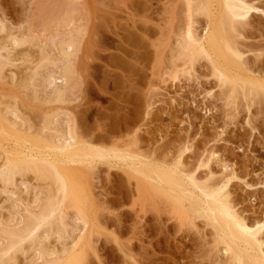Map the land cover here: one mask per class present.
I'll list each match as a JSON object with an SVG mask.
<instances>
[{"label":"rangeland","instance_id":"374dc122","mask_svg":"<svg viewBox=\"0 0 264 264\" xmlns=\"http://www.w3.org/2000/svg\"><path fill=\"white\" fill-rule=\"evenodd\" d=\"M242 1L252 8L250 15L225 35L239 53L233 59L240 65L233 71L264 78V0ZM187 8V0H0V25L7 29L0 46L9 34L19 33L36 38L49 52L61 40H72L78 77L67 89L65 108L76 117L80 135L93 137V147L118 146L121 153L140 154L139 162L156 163L157 173V168L176 171L202 202L196 184L224 188L233 212L254 230L260 227L257 239L264 243V93L223 85L205 58L191 62L181 54ZM207 24L206 15L194 18L199 37L206 35ZM25 49L8 67L18 80L38 59L33 47L28 53L34 58L26 61ZM19 85L8 89L13 96L7 101L35 115L29 109L31 90ZM125 164L96 163L91 173L90 167L79 172L87 186L91 224L74 252L85 248L86 264H230L204 217L187 209L185 217L184 208L177 215L160 189L150 194L142 185L139 192L135 188L141 184ZM9 198L0 196L6 211L0 213L12 211L14 199ZM28 254H20L15 264H30L34 255Z\"/></svg>","mask_w":264,"mask_h":264},{"label":"bare ground","instance_id":"6f19581e","mask_svg":"<svg viewBox=\"0 0 264 264\" xmlns=\"http://www.w3.org/2000/svg\"><path fill=\"white\" fill-rule=\"evenodd\" d=\"M187 3L188 24L183 42L179 45L181 54L191 62L197 58H205L223 85L227 83L233 88L237 86L235 89L241 88L243 92L247 89V93H264V78L252 75L242 77L233 71V67L238 63L233 58H238L239 53L228 44L225 36L227 30L235 23L238 24L249 17L252 8L242 0H187ZM202 14L208 18V30L204 37H199L193 29V23L194 18ZM6 30L4 25H0V34ZM5 39L4 44L0 46V196L5 194L14 199V213H0V264H15L21 257L20 254L26 256L28 252L34 255L30 264H86L88 253L84 252L85 248L74 252L77 246L83 244V234L91 224L87 186L79 172L83 167H90L91 173L97 168L96 163L113 164L114 161L123 164L126 162L125 165L131 171L129 176L131 174L132 178H136L137 186L141 184V189L135 188L139 192H143V186L147 187L150 194L153 189H160L174 204L173 209L177 215L184 208L189 214L195 213L197 217H204L206 223L209 222L213 226L217 235L216 243L224 246L222 250L230 264H264V243L260 242L261 238L257 239L260 227L254 230L233 212L228 198H225L224 188L217 187L219 189L214 190L209 186L205 185L203 188L201 184H196L205 199L202 202L195 195L194 189H191L189 184L186 186L185 181L183 183L181 177L174 174L176 171H162L163 168L156 167L160 171L157 173L153 170L156 163L150 160L148 165L149 159H145L147 162H139L142 156L133 153L132 149H129L132 154L127 151V154L119 152L121 150H117L118 146H115L121 144H117L119 141H113L117 151L115 147L107 150L98 145L95 146L99 148L93 147V137L87 140L82 132L80 135L76 117L65 108L69 103L66 100L67 89L78 77L75 74L77 69L74 67L75 47L72 40H59L60 42L55 44L58 54H55L56 50L47 51L45 45H40L34 37L19 33L9 34ZM33 47L38 49V59L36 63L33 62L34 66L31 64L33 67L27 69L25 78L18 80V75L11 69L9 71L8 67L14 66L18 60L14 59L15 53L21 48H26L23 50L25 53H21H24L26 61H31V56L34 57L28 50ZM44 71H47L46 74H43ZM18 83L20 87L22 85V89L31 90L32 104L29 109L36 112L38 122H35L37 117L32 119L36 114L30 116L29 113L26 115L20 111L19 105H15L17 101L15 104H12L11 99L7 101L9 95H12L8 89L14 86L16 88ZM14 97L18 99L17 96ZM129 161L132 162L129 163L131 166L127 164ZM140 163L143 166H140ZM87 169L85 171L89 174ZM19 191L22 192L18 193ZM28 192L32 195L29 196ZM186 202L190 203V209ZM185 212L183 215L186 217L189 214L186 212L185 215ZM181 215L182 213L180 217ZM51 241H56L60 246H52ZM59 241L72 245L65 247Z\"/></svg>","mask_w":264,"mask_h":264}]
</instances>
